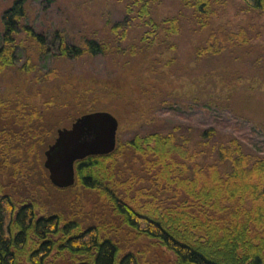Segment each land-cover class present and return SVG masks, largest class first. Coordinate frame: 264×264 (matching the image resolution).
Listing matches in <instances>:
<instances>
[{"label":"trees","instance_id":"trees-1","mask_svg":"<svg viewBox=\"0 0 264 264\" xmlns=\"http://www.w3.org/2000/svg\"><path fill=\"white\" fill-rule=\"evenodd\" d=\"M165 1L119 0L121 18L102 21L108 35L55 31L47 43L29 24L31 0H14L2 16L0 75L18 60L34 70L30 40L41 59L137 55L143 47L160 56L176 53L187 33L197 37L194 61L236 58L259 41L246 20L219 21L229 0H176L177 9L158 18ZM239 2L264 16V0ZM133 33L141 45L127 49ZM75 106L56 112L51 99L39 108L0 98V264H264V124L234 112L229 97L215 102L217 110L201 107L209 117L195 122V134L176 125L124 138L119 127L116 149L76 161L75 184L58 188L44 151L63 119L71 124L90 112ZM162 110L183 115L174 104ZM57 193L67 207L53 202Z\"/></svg>","mask_w":264,"mask_h":264},{"label":"rangeland","instance_id":"rangeland-1","mask_svg":"<svg viewBox=\"0 0 264 264\" xmlns=\"http://www.w3.org/2000/svg\"><path fill=\"white\" fill-rule=\"evenodd\" d=\"M13 1L0 0V34L3 12ZM228 4V11L219 21L225 23L234 19L242 22L243 19L253 24L255 28L250 31L259 41L253 42L252 52H236V58L223 55L194 61L197 37L186 33L178 40L176 53L164 51L160 56L155 48L143 47L136 49L137 55L127 51L86 59H67L58 55L53 59H41L39 45L30 40L26 46L34 56L32 60L36 67L33 71L24 70V60H18L16 66L3 72L0 98L35 102L39 108L51 99L57 107L70 102L76 105L75 110L109 111L118 118L124 138L156 129L167 131L176 125L186 131L191 127L190 134H195L199 131L195 122L209 117L201 107L210 104L211 111L217 110L215 102H224L229 97L234 112L264 124V16L246 11L245 7H240L239 0H229ZM121 8L119 0H31L27 5L29 24L43 32L47 43L53 42L55 31L63 34L65 31L72 38L95 31H106L107 34L103 19L107 15L121 18ZM157 8L154 15L159 18L166 11L176 10L177 2L166 0ZM124 44L129 49L133 44L140 46L141 42L137 33H133ZM174 54L178 57L177 63L166 65ZM156 56L161 61L152 67L151 61ZM173 104L184 116L162 110ZM61 110L56 108V112ZM195 110L199 113L192 114ZM69 124L70 119L66 118L60 127ZM53 202L67 207L62 193H57Z\"/></svg>","mask_w":264,"mask_h":264},{"label":"water","instance_id":"water-1","mask_svg":"<svg viewBox=\"0 0 264 264\" xmlns=\"http://www.w3.org/2000/svg\"><path fill=\"white\" fill-rule=\"evenodd\" d=\"M118 131L119 120L109 111L86 112L70 126L58 128L55 140L44 151V167L51 183L58 188L73 186L76 161L113 152Z\"/></svg>","mask_w":264,"mask_h":264}]
</instances>
